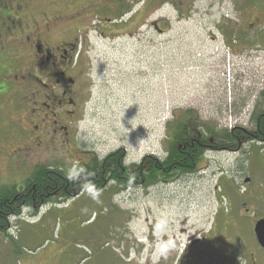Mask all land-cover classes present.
Segmentation results:
<instances>
[{"label": "rangeland", "instance_id": "obj_1", "mask_svg": "<svg viewBox=\"0 0 264 264\" xmlns=\"http://www.w3.org/2000/svg\"><path fill=\"white\" fill-rule=\"evenodd\" d=\"M38 1L61 18L53 38L77 40L85 97L69 136L0 127V188L21 187L38 167L76 174L120 150L127 165L164 159L176 113L194 111L219 130L255 128L264 110V0ZM162 17L169 21L158 30ZM53 199L10 219L2 264H157L163 252L175 260L178 245L206 231L209 241L226 219L234 236L244 231L240 212L264 214V142L208 152L193 173L167 183H107Z\"/></svg>", "mask_w": 264, "mask_h": 264}, {"label": "flooded vegetation", "instance_id": "obj_2", "mask_svg": "<svg viewBox=\"0 0 264 264\" xmlns=\"http://www.w3.org/2000/svg\"><path fill=\"white\" fill-rule=\"evenodd\" d=\"M59 20L61 18L55 17L48 9L42 10L39 1L0 0L2 129L5 122L12 126L16 125L14 122H18L16 129L28 137L36 133L43 136L60 134L62 131L67 136L70 135V124L78 116L81 100L85 97V71L79 61L75 60L77 40L62 42L53 38L54 26ZM168 21L166 17H162L155 20L153 25H157L159 30L160 25ZM8 94L10 97L7 98ZM18 96L22 98L20 102L17 101ZM25 103L27 108L20 110ZM7 111L18 116L11 119L8 117L10 112ZM1 115L5 119H1ZM236 128L239 127L234 129ZM242 146L240 144L233 152H238ZM81 180L79 176L73 178V181ZM3 189L0 188V191ZM25 191L26 186L22 185L18 187L17 194L23 199L29 196L25 195ZM28 209L23 208L19 217ZM248 212L246 210L245 213L236 215L244 231L240 228L237 234L230 235L232 224L226 219L222 231L210 237L209 241L205 237L207 231L203 232L199 238H191L183 250L178 245L175 260L170 261L163 252L159 255L157 264H264V247L256 233V226L264 219V214L251 216ZM7 215L9 214L0 204V216L10 224ZM0 236L3 233L0 232ZM151 258L146 264H152Z\"/></svg>", "mask_w": 264, "mask_h": 264}, {"label": "trees", "instance_id": "obj_3", "mask_svg": "<svg viewBox=\"0 0 264 264\" xmlns=\"http://www.w3.org/2000/svg\"><path fill=\"white\" fill-rule=\"evenodd\" d=\"M253 120L256 124L253 130H219L194 111L176 113L167 139L166 158L147 155L140 163L127 165L125 151L120 150L104 159L94 158L81 165L76 174L66 175L61 170L38 167L24 184V193L29 196L22 199L17 194L18 187H7L0 191V204L10 220L19 217L25 207L37 210L47 205L54 200L53 195L69 200L89 187L103 191L107 183H115L124 189L167 183L193 173L208 152H233L240 144L264 142V110L260 114L256 110ZM76 176L82 180L73 181ZM8 225L9 222L0 216L1 233L8 230Z\"/></svg>", "mask_w": 264, "mask_h": 264}, {"label": "water", "instance_id": "obj_4", "mask_svg": "<svg viewBox=\"0 0 264 264\" xmlns=\"http://www.w3.org/2000/svg\"><path fill=\"white\" fill-rule=\"evenodd\" d=\"M154 27L158 28L156 25ZM256 233L261 245L264 247V219L258 222L256 226Z\"/></svg>", "mask_w": 264, "mask_h": 264}]
</instances>
